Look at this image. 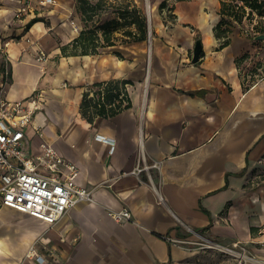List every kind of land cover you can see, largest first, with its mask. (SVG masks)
Returning a JSON list of instances; mask_svg holds the SVG:
<instances>
[{
	"label": "crops",
	"instance_id": "crops-1",
	"mask_svg": "<svg viewBox=\"0 0 264 264\" xmlns=\"http://www.w3.org/2000/svg\"><path fill=\"white\" fill-rule=\"evenodd\" d=\"M132 1L145 9L144 0ZM148 2L150 38L124 42L119 30L95 54L60 56V45L82 28L116 13L85 21L75 0H55L19 18L20 0H10L13 25L0 24V47L9 35L0 55L10 71L4 94L43 91L36 119L79 167L76 182L92 188L93 199L75 203L52 224L0 209L1 237H8L0 264H237L164 238L188 235L176 217L211 239L243 243L264 261V39H254L264 17L238 23L226 16L229 40L219 47L220 0ZM197 37L202 51L193 62ZM36 47L48 54L45 62L35 59ZM112 79L128 81L129 107L90 122L80 112L83 91ZM101 89H89L88 97L92 92L99 101ZM142 153L160 163L150 176L130 173ZM120 208L131 220L116 222L108 213ZM30 246L45 260L28 255Z\"/></svg>",
	"mask_w": 264,
	"mask_h": 264
},
{
	"label": "built area",
	"instance_id": "built-area-1",
	"mask_svg": "<svg viewBox=\"0 0 264 264\" xmlns=\"http://www.w3.org/2000/svg\"><path fill=\"white\" fill-rule=\"evenodd\" d=\"M54 2L55 0H20L15 16L22 18L34 14ZM144 2L148 15L151 3L148 0ZM241 3L242 0L237 1L238 5ZM244 8L245 14L251 11L248 6L244 5ZM251 12L253 19L260 17L254 11ZM147 35L151 37L150 29ZM25 38L28 42L31 41V38ZM7 44L8 42H5L4 46L6 47ZM1 52L5 55V48L2 46L0 54ZM34 54L35 59L40 63L47 59V54L39 47L35 48ZM9 76V67L4 58L3 68L0 69V209L9 207L52 224L75 203L82 200L91 201L93 189L76 182L79 167L65 158L43 134L44 125L36 119L43 108V91L35 90L23 98L9 99L4 94V85ZM99 92L95 99L103 101L104 90L101 89ZM89 96L94 98L92 92ZM119 100L126 102L122 93L119 95ZM159 167V162L146 161L142 153L139 162L130 173L137 175L146 172L150 176L149 170ZM108 213L116 222L129 221L132 217L127 208L110 210ZM176 220L189 233L181 238L165 235L164 238L170 242L184 245L190 250L217 252L237 264H247V262L264 264V261L252 254L247 245L240 242L222 243L194 230L178 217ZM27 254L36 261L45 260L44 256L32 246L29 247Z\"/></svg>",
	"mask_w": 264,
	"mask_h": 264
},
{
	"label": "trees",
	"instance_id": "trees-1",
	"mask_svg": "<svg viewBox=\"0 0 264 264\" xmlns=\"http://www.w3.org/2000/svg\"><path fill=\"white\" fill-rule=\"evenodd\" d=\"M220 1V14L222 19L214 27L215 35L224 38L219 47L226 44L229 40L228 31L230 30V22L226 16H233L234 20L238 23L243 20L244 15L247 18H252L251 11H254L260 17H264V0H242L243 3L239 5L232 3L230 0ZM99 2L100 0H96L94 3L90 2V0H75L77 8L82 14V19L85 21L92 19L94 10L100 5ZM244 5L248 6L251 10L247 14H245ZM159 7L161 10L165 8L166 2L161 1ZM36 20L37 18L30 19L27 27H30ZM148 22L149 19L147 18L145 9L139 7L133 1L126 0L117 8L116 15L110 16V18L96 23L94 26L82 28L78 35L70 42L60 45V56L95 54L99 51V48L113 44L115 41L113 33L119 30L125 36L122 39L124 42L146 39L148 37ZM256 28L261 33H264V22L260 23ZM2 68L3 62L0 63V69ZM126 83H128L126 80L112 79L88 84L82 93L80 104L81 114L87 117L90 122H94L101 117L113 116V114L122 108L129 107L131 101L128 99L124 88ZM100 87L104 89L103 102L95 101L88 97L89 89L94 88L96 90V88ZM121 93L127 100L125 105H122V100L116 101Z\"/></svg>",
	"mask_w": 264,
	"mask_h": 264
},
{
	"label": "rangeland",
	"instance_id": "rangeland-1",
	"mask_svg": "<svg viewBox=\"0 0 264 264\" xmlns=\"http://www.w3.org/2000/svg\"><path fill=\"white\" fill-rule=\"evenodd\" d=\"M95 1L96 0H90V2H92V3H94ZM125 1L126 0H100V2H99L100 5L94 10L92 18L97 17V19H102V18H104V17H106L108 15L115 14L117 12V8L122 4V2H125ZM130 1H132V0H130ZM10 5H11L10 0H0V9H1L0 10V24L5 25L4 26L5 30L7 28H9V27H12V25H13V21H12L13 15H12V13H13L14 9L12 10V7H10ZM245 17L246 18H243V20L247 21L246 19H248V18H247V16H245ZM8 36L9 35H5V34H4V36H1L2 37L1 38L2 39V41H1L2 44L1 45H2L3 48H5L4 43L8 39ZM11 36H12V38L18 37V36H15V35L14 36L11 35ZM0 55H2L1 57H5V55H3L2 52H1ZM50 59H51V61L53 59L54 62H55L57 57L53 56V57H50ZM1 60H3V59L1 58L0 61ZM257 61L261 62V60H257ZM44 69H45V73H47V69L46 68H44ZM48 70H49V72L51 74L52 73L53 74L56 73L55 70H52L50 68ZM5 88L6 87H4V89ZM262 170L263 171L261 173H264V167L262 168ZM23 215H25V214H23ZM1 235H2V232L0 233V247L5 244V240L8 241V237H4L3 240H2ZM18 236L19 235H15V237H14L15 240H17V241H18V239H16V238H18Z\"/></svg>",
	"mask_w": 264,
	"mask_h": 264
},
{
	"label": "water",
	"instance_id": "water-1",
	"mask_svg": "<svg viewBox=\"0 0 264 264\" xmlns=\"http://www.w3.org/2000/svg\"><path fill=\"white\" fill-rule=\"evenodd\" d=\"M149 15H150V13H148L147 18L150 20ZM254 39L255 40L256 39H264V33L256 34V36H254ZM193 49L194 50H193V53H192L191 61L195 62L199 58V56L201 54V51H202V49H201V40H200L199 37H197V39L195 40L194 45H193Z\"/></svg>",
	"mask_w": 264,
	"mask_h": 264
},
{
	"label": "bare ground",
	"instance_id": "bare-ground-1",
	"mask_svg": "<svg viewBox=\"0 0 264 264\" xmlns=\"http://www.w3.org/2000/svg\"><path fill=\"white\" fill-rule=\"evenodd\" d=\"M150 10H151V7H150ZM39 24H40V23H36V24L34 25V28H37V27L39 26Z\"/></svg>",
	"mask_w": 264,
	"mask_h": 264
}]
</instances>
